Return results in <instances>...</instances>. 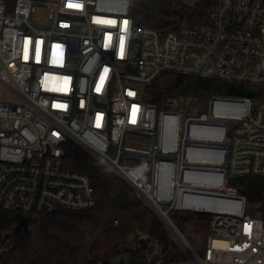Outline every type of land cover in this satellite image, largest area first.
Segmentation results:
<instances>
[{
  "label": "built area",
  "instance_id": "1",
  "mask_svg": "<svg viewBox=\"0 0 264 264\" xmlns=\"http://www.w3.org/2000/svg\"><path fill=\"white\" fill-rule=\"evenodd\" d=\"M180 1L200 11L162 30L137 24L134 0H0V212L95 208L91 179L66 168L72 141L185 241L170 264H264V205L232 184L264 179V0ZM166 75L263 92L149 103ZM177 213L209 218L201 255Z\"/></svg>",
  "mask_w": 264,
  "mask_h": 264
},
{
  "label": "trees",
  "instance_id": "2",
  "mask_svg": "<svg viewBox=\"0 0 264 264\" xmlns=\"http://www.w3.org/2000/svg\"><path fill=\"white\" fill-rule=\"evenodd\" d=\"M200 9H189L180 0H134V18L139 26L162 30L176 29L187 16ZM259 89L231 87L221 83L166 75L147 89V101L163 96L190 100L213 95L255 97ZM66 168L88 176L95 189V208L83 211L61 210L53 215H31L27 230L16 232L20 216L0 212V233H10L14 246L4 264H170L186 256L179 244L145 201L99 160L70 141L66 145ZM250 204L264 205V179L233 180ZM177 225L205 222L203 214H174ZM116 222L118 224L116 225ZM145 238L162 257L149 262L151 251L139 246Z\"/></svg>",
  "mask_w": 264,
  "mask_h": 264
},
{
  "label": "rangeland",
  "instance_id": "3",
  "mask_svg": "<svg viewBox=\"0 0 264 264\" xmlns=\"http://www.w3.org/2000/svg\"><path fill=\"white\" fill-rule=\"evenodd\" d=\"M143 145H144V147H147L146 142H144ZM253 206L255 207V205H253ZM253 209L254 208L251 207L250 214H254ZM153 212L156 214V216L159 218L160 221L163 220L155 211H153ZM177 228H178L180 233L185 235L187 243L193 248V250L196 251L197 254L201 255V253L203 252V248L205 246L206 239H207L209 224L205 223V222H201V221L194 223V221H193L191 223H185L182 226L177 225ZM169 234L174 239L172 232H169ZM182 241L184 244H186L183 239H182ZM179 246L182 247L180 244H179ZM155 252L156 251L154 250L153 253L151 254L152 257L155 255ZM158 256L162 257V255H160V254H158Z\"/></svg>",
  "mask_w": 264,
  "mask_h": 264
},
{
  "label": "water",
  "instance_id": "4",
  "mask_svg": "<svg viewBox=\"0 0 264 264\" xmlns=\"http://www.w3.org/2000/svg\"><path fill=\"white\" fill-rule=\"evenodd\" d=\"M161 222L165 226V228L167 229L168 232H172L174 239L182 246V248L185 249V245L181 242V240L178 238L177 234L174 233V231L170 228V226H168L164 220H162ZM28 224H29V219L21 218L19 220L16 232H18L20 230H27ZM6 238H10V235H7ZM139 245H140L142 250H149V252L151 251L149 243L146 239H141L139 242Z\"/></svg>",
  "mask_w": 264,
  "mask_h": 264
}]
</instances>
